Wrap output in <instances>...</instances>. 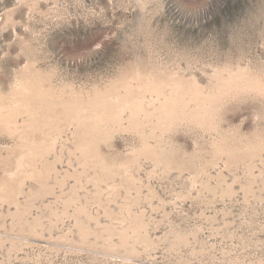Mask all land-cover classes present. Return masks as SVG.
Returning <instances> with one entry per match:
<instances>
[{
    "label": "rangeland",
    "instance_id": "374dc122",
    "mask_svg": "<svg viewBox=\"0 0 264 264\" xmlns=\"http://www.w3.org/2000/svg\"><path fill=\"white\" fill-rule=\"evenodd\" d=\"M0 264H264V0H0Z\"/></svg>",
    "mask_w": 264,
    "mask_h": 264
}]
</instances>
